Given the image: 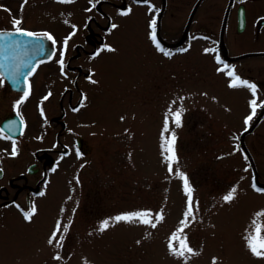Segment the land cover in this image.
I'll return each instance as SVG.
<instances>
[{
  "label": "rangeland",
  "instance_id": "1",
  "mask_svg": "<svg viewBox=\"0 0 264 264\" xmlns=\"http://www.w3.org/2000/svg\"><path fill=\"white\" fill-rule=\"evenodd\" d=\"M14 19L22 21L20 27L50 28L55 40L67 37L60 13L52 8L0 0V30L15 29ZM135 21L122 22L108 38L115 51L106 47L93 58H72L73 50L64 54L60 43L54 58L29 76L26 99L0 74V124L14 112L25 124L18 138L7 139L0 131L5 171L0 179V264H212L214 257L217 264H262L264 256L253 255L245 238L255 235L258 226L262 239L264 195L253 191L251 202L252 171L240 137L257 118L245 123L250 101L257 100L256 115L262 108L264 84L258 82L263 59H242L226 68L220 55L208 51L206 40L202 50L165 58L149 44L147 21ZM242 50L230 47L231 54ZM61 57L63 70L57 62ZM229 70L256 85L255 96L245 86L230 87ZM170 109L181 111L180 127ZM166 116L169 133L163 136L176 134L171 173L162 148ZM262 130L257 127L254 134ZM252 137L249 133L246 140ZM35 162L38 172H29ZM177 172L185 174L192 189L195 220L190 217L189 226L172 240L187 201ZM11 177L16 184L9 183ZM233 188L234 199L225 202ZM31 205L36 212L27 221L24 212ZM141 210H151L153 221L162 210L164 219L155 228L111 219ZM105 220L109 227L100 231ZM58 221L61 231L49 244ZM184 237L199 253L186 254L187 260L170 254L168 247L179 249Z\"/></svg>",
  "mask_w": 264,
  "mask_h": 264
},
{
  "label": "flooded vegetation",
  "instance_id": "2",
  "mask_svg": "<svg viewBox=\"0 0 264 264\" xmlns=\"http://www.w3.org/2000/svg\"><path fill=\"white\" fill-rule=\"evenodd\" d=\"M21 1L25 2V0ZM27 2L46 5L52 8L54 13H60V21L66 25L61 31L64 35L67 34L65 38L71 37L67 49L62 47V52L70 54L73 50L70 54L72 58L83 54L90 58L100 55L99 53L103 52L101 50L112 43L108 38L112 37L116 29L122 27V22L145 20L148 26V38L153 42L149 44L153 49L157 48L155 43L158 42L170 55L177 52L185 53L199 48L202 50L203 41L206 40L210 42V49L221 55L224 65L230 66L247 58L263 59L260 63L262 77L258 83L264 84V20L261 19L264 17V0H147V2L145 0H73L72 3H59L58 0H27ZM125 11H129L126 16L122 15ZM153 19L156 20V41L151 38ZM113 24L117 25L114 29ZM137 27L138 25L134 28L139 32ZM22 28L51 34L50 28L32 26ZM256 40L258 44H255ZM235 42L239 49L244 48V50L238 54H231L230 47H236ZM60 43L63 46V41L55 40L56 49ZM182 49L186 51H181ZM158 52L165 58H170V55H165L159 49ZM256 117L254 123L259 117L258 123L264 122V107L259 109ZM257 124L253 128L251 126V129L249 127L242 131L243 150L249 169L252 171L250 173L251 202L254 198L253 191L264 195V191L256 190L264 189V125ZM257 127L263 130L254 134ZM249 133L254 137L247 141L246 137ZM4 177L5 173L0 179ZM8 181L11 185L16 184L14 177L9 178ZM261 228V237L264 239V222Z\"/></svg>",
  "mask_w": 264,
  "mask_h": 264
},
{
  "label": "snow or ice",
  "instance_id": "3",
  "mask_svg": "<svg viewBox=\"0 0 264 264\" xmlns=\"http://www.w3.org/2000/svg\"><path fill=\"white\" fill-rule=\"evenodd\" d=\"M27 2V0H25V3ZM59 3H72L73 0H58ZM145 2H147V0H145ZM23 8V5H22ZM130 11V10H129ZM129 11H125L122 13V15H128ZM262 20H264V17H261ZM22 21L20 19H14L12 21L13 26L15 27V31L14 32H0V40H5L6 39V47L10 48V49H16V48H20V47H31L34 51L43 53L45 51V38L48 41H52L53 44H55V40L53 38V36L48 33V32H33V31H28L23 29L22 27H20ZM65 23H67V21H65ZM75 27V26H73ZM117 25L113 24L112 28H116ZM151 28H152V35L151 38L153 41H156V20L153 19L151 21ZM19 35L21 37H31L34 38L32 40H17L15 39L16 35ZM74 34V33H73ZM71 37L65 38L63 41V48L66 50L67 46H68V40ZM157 48L163 52L165 55H170V53L165 52V50L160 47L159 43L157 42L156 44ZM108 51H115V49L113 48H107ZM181 51H186V49H182ZM208 51H214V49H208ZM54 54V53H52ZM217 59H219V57H217ZM59 65L61 66V70H63L64 67V60L61 57L58 61ZM37 63H43V61H38ZM36 64L31 65V67L28 66L27 63H25L23 65L24 68L27 69V71H20L21 65H15L13 70L11 72H9L8 74V78L12 81V83L14 85H16L17 87H19L27 78L28 75H31L36 68ZM225 67L227 68L228 66L225 65ZM219 70V69H218ZM227 75L229 77L232 78L231 83H230V87L232 88H236L238 86H245L248 89L251 90V92L253 93V95L255 96L256 93V85L249 83L248 81L242 80L238 75L235 74L234 70H229ZM89 79H91L89 77ZM92 83H96V81H92ZM31 86H28V89L25 90L23 92V98L26 99L29 95ZM51 95V93L49 92L48 95L44 96V100H47L48 97ZM86 99V97H85ZM23 102L18 101L17 104ZM83 106V102L82 105ZM250 107H251V114L246 117V124H249L252 120L253 117L256 116V112H257V100L255 98H253L250 101ZM259 107H264V103L260 104ZM171 112V109L169 110ZM172 117H173V123L175 124L176 127H180L181 126V111L180 110H176L175 112H171ZM123 119V118H122ZM9 129L10 131L14 132L16 131V122L13 121L12 124L9 125ZM247 130V128L245 129ZM0 131H3L2 129H0ZM163 133H169V121L167 119V116L165 118V125L162 131V138H163V143H162V148L165 154V159L168 162V171L171 173L173 172V162H175L177 160L176 157V153L174 150V145L176 142V134L174 131L170 132L169 136L164 137ZM7 139H11V136L6 137ZM11 155L15 156L17 155V148L15 146V142H13V146L11 149ZM2 171V170H0ZM177 175L183 180V185H184V190L187 194V201H186V210L184 212V218L180 221V227L176 229L175 232H173L171 239L175 240L179 237V235L181 233H183L184 228L189 226V218L191 217L192 220H195V215H194V207H193V200H192V189L188 187V179L185 176V174L183 172H177ZM255 187V186H254ZM257 191H264V189H256ZM236 192V189L233 188L231 189V191L226 194L223 197V200L225 202H231L234 199V194ZM38 195L43 196L44 192H40ZM36 212V208L35 205H31L30 206V210L29 211H25L24 212V218L27 221H31L32 216L35 214ZM153 213L151 212V210H141V211H134V212H130V213H125V214H120V215H116L115 217L111 218L114 222H134V221H139L140 223H143L145 225H151L153 228H155L157 226V224H159L163 219V215H162V210L159 213H156L155 215V221H153V219H151ZM255 225V221L253 222ZM109 227V221L105 220L103 222V224L100 226V231H104L105 229H107ZM67 228L65 227L64 231H66ZM61 231V224L58 221L56 224V227L52 233V235L49 238L48 243L52 244L54 240H57V233H59ZM255 231V235L249 234V236H247L245 239L247 240V246L250 249V252L257 256V257H262L264 256V239H261L259 237V233H260V228L258 226H256L254 228ZM63 237H60V240H62ZM187 237H184V239L181 240L180 242V247L179 249L175 248L172 246V244H169V252L170 254L174 255V256H179V257H183L185 258V260H187L189 257L186 256V254L189 255H198L199 253L195 252L194 249L192 247H189L188 244L186 243ZM137 243H139V241H137ZM57 246H62L60 244V241H57ZM54 259L59 260L60 256L56 255L54 257ZM212 264H217L216 262V258H213V262Z\"/></svg>",
  "mask_w": 264,
  "mask_h": 264
},
{
  "label": "water",
  "instance_id": "4",
  "mask_svg": "<svg viewBox=\"0 0 264 264\" xmlns=\"http://www.w3.org/2000/svg\"><path fill=\"white\" fill-rule=\"evenodd\" d=\"M15 30H7V31H0V32H14ZM15 39L17 40H32L34 38L31 37H21L18 34L15 36ZM6 39L0 40V72L5 76L7 81L10 83L11 87L19 92H24L28 89V83L27 79L29 75L27 76L26 80L17 87L12 83V81L8 78L9 72H11L15 65H21L20 71H27L26 68L23 67L25 63L28 64L29 67L33 64H38L37 62L46 59L52 56V53L54 52V47L51 43V41L46 40L45 38V51L43 53L34 51L31 47H20L16 49H10L7 48L6 45ZM16 122V131L12 132L9 129V125L12 124V122ZM1 127L9 133L13 137H18L23 131H24V122L22 118L18 114H12L8 117H6L2 123ZM79 142H81V137H78ZM33 166H31V170ZM2 175V171L0 172V176Z\"/></svg>",
  "mask_w": 264,
  "mask_h": 264
}]
</instances>
